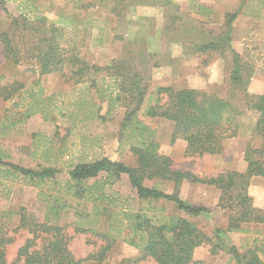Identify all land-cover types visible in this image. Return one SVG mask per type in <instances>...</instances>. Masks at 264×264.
Listing matches in <instances>:
<instances>
[{
  "label": "rangeland",
  "instance_id": "374dc122",
  "mask_svg": "<svg viewBox=\"0 0 264 264\" xmlns=\"http://www.w3.org/2000/svg\"><path fill=\"white\" fill-rule=\"evenodd\" d=\"M26 1L0 0V32L8 30L13 18L20 12L31 20L32 27L23 38L20 36L22 39L14 40L23 52L20 66L7 62L0 54V88L14 83L24 86L14 100L4 101L0 97V148L9 154V162L36 170L41 166L56 167L60 169L58 181L68 179L67 166L78 163L79 158L91 159L94 155L135 166L136 158L130 152V147L126 143H119L126 108L116 105L109 111L108 95L118 94L106 70L114 60L131 63L142 76L143 86H148L140 118L155 130L160 152L172 158L175 169L211 176L209 169L233 160L238 162L233 154L238 148L245 149L250 141L256 146L260 145V141L252 137L254 118L247 114L242 118L239 137L227 141L221 155L186 158L184 143H171L173 127L169 122L142 115L145 107L155 100V96L150 98V95L157 87L169 86L178 90L196 88L219 94L226 92L225 83L233 67V55L229 50L224 54H206L198 47L217 41L224 31L227 15L236 12L239 17L231 28V46L249 67L244 71L249 91L252 94L264 93V0H34L33 6L27 5ZM49 25L63 30V38L61 36L60 39L62 45L66 46L70 41L86 62L102 68L93 73L97 86L91 89L90 96L98 105V116H106L105 121L63 117L67 109L72 110L67 104L76 100V87L72 83H65L59 73L40 76L38 60L32 57L37 52L27 53V48L31 49L39 43ZM33 96L49 100V119L36 114L22 122V112L33 101ZM13 123L16 125L1 134L2 126ZM216 157L219 163L205 162ZM146 185L152 186V183L147 182ZM5 187L0 186V210L5 208L12 211L13 216L11 220L2 216L0 221L13 240L8 245L7 254L8 262L12 263L29 237L26 231H16L20 222L19 213L23 210L41 222L46 205L40 196L41 190L34 186L15 183ZM158 187L168 193L173 191L171 185L159 184ZM111 190L121 197L122 203L129 209L138 210L145 206L139 202L127 176ZM251 193L255 205L264 208V179L254 181ZM219 197L220 193L214 187L186 182L181 187L180 198L189 205L208 208L210 212L193 218L178 211L173 204L165 205L169 214L188 218L207 234L213 235L216 230H226L228 225L229 213L217 207ZM76 220L75 212L66 210L62 212L60 225L72 236V253L77 259L84 260L94 252L97 239L92 234L76 233ZM245 228L249 230L248 233L228 234L227 238V242L242 253L255 238L264 236V230L259 227L249 225ZM139 256L138 249L119 240L103 264H119L126 258ZM143 264L153 263L146 261ZM193 264L238 262L234 256L226 253L212 256L209 246H205L195 251Z\"/></svg>",
  "mask_w": 264,
  "mask_h": 264
},
{
  "label": "trees",
  "instance_id": "16d2710c",
  "mask_svg": "<svg viewBox=\"0 0 264 264\" xmlns=\"http://www.w3.org/2000/svg\"><path fill=\"white\" fill-rule=\"evenodd\" d=\"M25 3L33 6L34 0ZM238 14L227 15L224 31L217 41L198 47L206 54H224L229 50L233 55V67L225 83L226 92L219 94L196 88L178 90L169 86L157 87L150 95V98L155 96V100L145 107L142 116L169 122L173 127L171 143L183 142L186 158L196 159L221 155L226 142L239 137L242 118L249 114L255 121L253 140H259L260 145L250 141L246 146V171L199 176L188 170L175 169L172 158L160 152L155 130L140 118L148 86H143L142 76L131 63L114 60L106 70L118 94L108 95L109 111L116 105L126 108L119 143L130 147L136 165L129 166L95 155L91 159L79 158L78 163L67 166L68 179L58 181L60 169L41 166L36 170L11 163L9 154L0 148V186L4 189L15 183L34 186L41 190L40 196L46 205L41 222L23 210L19 213L20 222L16 231H26L29 237L12 263L8 262L7 254L8 245L13 240L0 221V264H103L119 240L140 251L138 258H126L119 264H143L146 261L153 264H193L195 251L205 246H209L212 256L226 253L234 256L238 264H264V236L255 238L243 253L227 242L228 234L248 233L245 226L264 224V208L256 206L249 193L253 178L264 179V93L252 94L249 91V83L244 76L245 68L249 67L231 46V28ZM30 26L31 20L20 16L13 18L8 30L0 32L2 53L7 62L15 66L23 62L22 49L14 40L20 39V36L23 38L25 32L31 30ZM47 28L39 43L31 49L27 48V53L37 52L32 57L38 60L40 76L59 73L65 83L76 87V100L67 104L74 111L67 109L63 117L105 121L106 116H98V105L90 96L91 89L97 86L93 73L102 68L86 62L70 41L66 46L62 45V29L54 25ZM23 87L20 83L2 87L0 97L4 101L14 100ZM33 98L22 112V122L36 114L49 119V100L40 96ZM14 125L16 123L2 126L1 134ZM60 153L63 154L61 150ZM124 176L128 177L131 188L139 202L145 204L144 207L138 210L127 208L121 197L111 190ZM147 182L152 186H147ZM186 182L214 187L219 191L217 207L229 213L226 230L219 229L209 235L194 221L168 213L166 203L173 204L178 211L193 218L210 212L208 208L189 205L180 198L181 187ZM159 184L171 185L173 191H162ZM47 187L48 190H45ZM66 210L75 212L76 233L92 234L97 239L94 252L84 260L77 259L72 253V236L60 225L62 212ZM0 213L1 219L3 216L11 220L13 216V212L5 208Z\"/></svg>",
  "mask_w": 264,
  "mask_h": 264
},
{
  "label": "crops",
  "instance_id": "0c3cea01",
  "mask_svg": "<svg viewBox=\"0 0 264 264\" xmlns=\"http://www.w3.org/2000/svg\"><path fill=\"white\" fill-rule=\"evenodd\" d=\"M62 1H65V0H58V2H62ZM20 16H26V15L23 12H20L19 15L16 16V17H20ZM238 17H239V15H238ZM0 54H1V57L3 58L2 44H1ZM17 66H20V65H17ZM245 149H246V147H245ZM245 149L244 148L243 149L238 148L235 152H233V154L235 153L234 157H236L238 159V162L233 160L232 162H225V164L222 163V164H220V167H217V168L213 167L212 169H209L208 174L211 175V176H217L218 174L223 173L225 171H237V172H240V173H244L246 171V169H247V164L244 161V151H245ZM204 157H210V156H204ZM216 159H218V158L216 157ZM216 159H212V160L206 159L205 162H210V161L211 162H216V161H218V163H219V159L218 160H216ZM221 165H224V166H221ZM225 168H226V170H224ZM256 179H258V177L253 178L252 181H251V185H250V188H249V193H250L251 196H252L251 188H252L253 183H254V181ZM250 226L251 227H259L260 229L264 230V224L263 225H250ZM225 229H227V228H225Z\"/></svg>",
  "mask_w": 264,
  "mask_h": 264
}]
</instances>
